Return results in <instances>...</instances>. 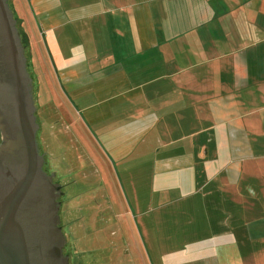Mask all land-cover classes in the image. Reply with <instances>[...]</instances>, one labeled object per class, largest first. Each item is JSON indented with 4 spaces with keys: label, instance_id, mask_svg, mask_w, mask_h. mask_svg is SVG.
I'll list each match as a JSON object with an SVG mask.
<instances>
[{
    "label": "crops",
    "instance_id": "0c3cea01",
    "mask_svg": "<svg viewBox=\"0 0 264 264\" xmlns=\"http://www.w3.org/2000/svg\"><path fill=\"white\" fill-rule=\"evenodd\" d=\"M14 2L123 187L120 251L135 264H264V0ZM91 199L65 211L76 229ZM87 261L113 263L93 249Z\"/></svg>",
    "mask_w": 264,
    "mask_h": 264
},
{
    "label": "water",
    "instance_id": "95a60500",
    "mask_svg": "<svg viewBox=\"0 0 264 264\" xmlns=\"http://www.w3.org/2000/svg\"><path fill=\"white\" fill-rule=\"evenodd\" d=\"M27 58L9 0H0V264H71L51 180L42 170L38 76L31 54Z\"/></svg>",
    "mask_w": 264,
    "mask_h": 264
},
{
    "label": "rangeland",
    "instance_id": "374dc122",
    "mask_svg": "<svg viewBox=\"0 0 264 264\" xmlns=\"http://www.w3.org/2000/svg\"><path fill=\"white\" fill-rule=\"evenodd\" d=\"M25 5L23 2L21 6L18 3L16 14L29 38L30 54L32 60L34 58L33 62L38 76V121L42 130H39L38 140L43 145L40 148L41 152L44 151L56 162L65 160V163L69 165L67 169L73 171L63 180L65 185L68 184L65 191L68 192L67 189L74 188L75 194L79 192L81 197L78 195L72 199L68 192L65 195V205L68 203L72 205L73 202H77L78 198H85V200L92 198L91 201H84L76 208L80 210L78 212L79 229L74 227L76 222L67 221L66 214L62 212L61 224L67 236V253L70 263L90 264L87 260L89 251L93 249L97 254H101L106 262L112 260V264H135L125 252L120 251L124 248L119 239L122 235L121 228L124 225V218H119L117 215L124 211L123 203L120 204L121 198L125 205L126 201L124 194L119 198L116 189L118 187V190L119 188L123 190V187L120 186L116 173L108 172L107 165L103 166L100 163V151L92 147L94 144L80 130L82 123L80 112L74 107L75 102L71 101L65 93L57 72L53 68L51 58L44 44H41V38L31 19L28 6ZM102 161L104 162L103 159ZM61 168L62 166L59 170ZM70 168L73 169L70 170ZM52 170L57 171L55 167ZM125 220L133 230V225L127 219ZM122 233L129 235L133 231L123 228ZM126 239L130 244L129 250L134 255L135 246L138 248L140 244L137 233H134L132 238ZM145 258L147 260L146 256Z\"/></svg>",
    "mask_w": 264,
    "mask_h": 264
},
{
    "label": "flooded vegetation",
    "instance_id": "af4514ba",
    "mask_svg": "<svg viewBox=\"0 0 264 264\" xmlns=\"http://www.w3.org/2000/svg\"><path fill=\"white\" fill-rule=\"evenodd\" d=\"M33 100H34V95H33ZM34 106L36 108V104L34 101ZM35 117H36V123L39 127L38 131H37V143H38V149H39V154L40 156L43 157V163H42V170L47 174V176L50 177L51 180V193L54 196V208H59V216L61 218V214H65V211L69 208V203L67 205H65V198H66V194L67 192L65 191L66 186L65 185L63 179H61V177L66 178L67 176H69V174H71L66 166H65V160L64 162H59L60 160H58L57 162L55 161L54 158H50L48 156L47 153H45L44 151L41 152V146H43L41 144V142H39L38 140V134H39V130L40 129V123L38 121V117H37V108H36V113H35ZM42 131V130H41ZM3 141V133L0 130V144ZM63 163V164H62ZM62 166V168L59 170V167ZM56 168L57 171H53V168ZM62 181V183H61ZM70 184V183H69ZM69 191V189H67ZM68 200V199H67ZM63 212V213H62ZM60 226H61V220H60Z\"/></svg>",
    "mask_w": 264,
    "mask_h": 264
},
{
    "label": "trees",
    "instance_id": "16d2710c",
    "mask_svg": "<svg viewBox=\"0 0 264 264\" xmlns=\"http://www.w3.org/2000/svg\"><path fill=\"white\" fill-rule=\"evenodd\" d=\"M9 6H10L11 10L13 11L15 20L17 21V29H18V32L20 34L22 45H23V47L25 49V57H26V59L28 61L29 57L27 58V54L29 53V55H30V53H31L29 38L27 37V35L25 34V32H24V30H23V28L21 26V21H19L18 16L16 14L17 13L16 8L14 9V7H16V3L14 2V0H9ZM33 60H34V58H33ZM30 65L32 66V62H29V63L27 62V71H28V73H29V75H30V77L32 79V84H33L34 77L32 76L33 74L31 73ZM35 88H36V83H35ZM65 166L67 168L68 165L65 163Z\"/></svg>",
    "mask_w": 264,
    "mask_h": 264
}]
</instances>
